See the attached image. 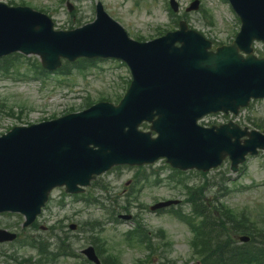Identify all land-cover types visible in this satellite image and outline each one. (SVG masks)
I'll list each match as a JSON object with an SVG mask.
<instances>
[{"label": "rangeland", "instance_id": "374dc122", "mask_svg": "<svg viewBox=\"0 0 264 264\" xmlns=\"http://www.w3.org/2000/svg\"><path fill=\"white\" fill-rule=\"evenodd\" d=\"M4 3L14 2L19 4L25 2L29 6L39 10L46 11V14L55 19L56 26L68 28L83 24L94 18V5L100 1L105 11L117 20L131 36L140 34L145 37L155 35L158 30L164 29L168 24H171L168 16L166 4L168 0H0ZM66 1L73 4V11L68 13L66 9ZM181 9H184L192 0H176ZM201 6L208 9L212 16V24L205 19L200 11L192 12L188 15L189 26L201 33L207 38L216 41H229L233 38L234 32L238 29L236 18L230 10L227 3L223 0H200ZM76 12L73 17L71 14ZM128 78L126 68L120 64L113 65L112 63H97L93 69L86 70L83 75L77 71L72 72L70 81L59 75L47 77L46 84L41 81H15L8 76L0 74V99L5 98L8 106L16 104L13 107V117H7L0 114V133H4L10 127L26 123H37L41 120H46L52 117L62 115L70 108L78 109L84 102L86 97L96 101L101 95H108L112 91L120 94L121 87ZM62 81L58 84L57 81ZM42 86V88H41ZM24 103L28 108L19 114L17 105ZM239 121L242 125L253 128L254 123H261L264 127V101L253 102L241 114ZM160 170L159 179L163 180L159 185L143 184L141 193L136 201H133L132 207H129V214L133 218H140L144 223L145 228L150 232L152 242L162 243L168 241L172 245L169 252V258L173 261L171 264H198L196 259L191 258V250L188 246V241L191 237L188 228H179L176 221L172 220L169 214H154L150 213L148 207L156 201H162L174 197H182V188L174 186L169 181L171 172L165 168L162 162L146 169V173L151 170ZM226 172V165L222 168L211 172L209 178V186L205 189L203 195L207 198L219 194L216 186L223 182V178L230 177ZM168 177V178H167ZM193 177V178H192ZM155 176L150 175V183L155 180ZM135 179V170L121 168L111 171L103 175L99 181V185L107 187L105 191L97 188H91L90 193L101 199H109L104 205L109 209H117L121 214H125L119 207H124L126 194L129 192V187ZM131 181V182H130ZM203 178H196L194 175L188 177L187 183L196 185L201 184ZM214 186H211L214 184ZM173 186V187H171ZM226 186V185H223ZM175 187V188H174ZM230 192L220 201L227 206L240 212L247 210L253 217L260 211L264 210V154L256 159H251L243 176L237 178L232 184H227ZM126 190V192H124ZM216 191V192H214ZM59 196L54 193L48 209L45 212L46 223L56 224V220L66 219L63 223L64 230L68 231L67 224L83 223L86 220H99L105 226V232L102 238H108L110 245L123 241L122 236L124 231L130 230L134 223L133 221L118 223L106 221L107 216L105 211L98 209L99 206L87 207L84 203L74 202L71 198H65L59 202ZM222 202V203H223ZM61 203V204H60ZM63 204V205H62ZM144 206V208H139ZM85 207L89 209H85ZM101 208V207H100ZM9 219L1 220L0 224H7ZM163 230L166 234V239H159L155 234ZM74 236L75 234H70ZM84 239L76 243L75 249L80 250L84 247ZM121 261L124 264H132L135 259L143 258L144 252L137 249H131L122 245ZM2 252H16L18 256H32V263L36 262L34 252L27 249H20L17 244L9 246H0V264H4L5 258L1 255ZM78 261L72 259H61L56 263L51 264H77ZM12 264V263H10ZM156 264V263H154Z\"/></svg>", "mask_w": 264, "mask_h": 264}, {"label": "water", "instance_id": "95a60500", "mask_svg": "<svg viewBox=\"0 0 264 264\" xmlns=\"http://www.w3.org/2000/svg\"><path fill=\"white\" fill-rule=\"evenodd\" d=\"M3 22L0 14V39L8 40L13 29ZM15 36L42 39L45 35L22 31ZM185 40L187 49L182 54L165 50L146 58L137 51L138 55L131 60L136 83L128 103L142 104L147 114L152 109L159 110L162 144L172 156L182 151L197 133L191 125L194 114L215 99L239 103L264 79V70L254 63L230 61L221 63L223 69L219 70L204 54L206 44L203 47L193 39ZM110 110L100 109L81 119L17 130L0 140V205L33 217L50 188L68 180L72 184L80 182L99 171L95 158L102 154L93 153L89 146L96 144L104 126L101 116ZM119 159L134 161L129 156L120 155Z\"/></svg>", "mask_w": 264, "mask_h": 264}, {"label": "trees", "instance_id": "16d2710c", "mask_svg": "<svg viewBox=\"0 0 264 264\" xmlns=\"http://www.w3.org/2000/svg\"><path fill=\"white\" fill-rule=\"evenodd\" d=\"M223 248H224V247H223ZM237 252H238V251H237V250H235V255L237 254Z\"/></svg>", "mask_w": 264, "mask_h": 264}]
</instances>
